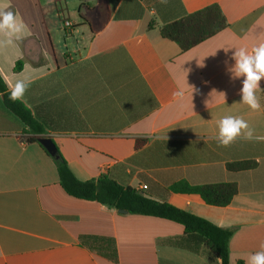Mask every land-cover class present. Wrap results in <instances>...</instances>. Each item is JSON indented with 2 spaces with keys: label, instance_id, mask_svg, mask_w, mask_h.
Listing matches in <instances>:
<instances>
[{
  "label": "crops",
  "instance_id": "1",
  "mask_svg": "<svg viewBox=\"0 0 264 264\" xmlns=\"http://www.w3.org/2000/svg\"><path fill=\"white\" fill-rule=\"evenodd\" d=\"M214 5L229 24L216 36L187 52L162 37L164 25ZM0 10L24 25L10 43L0 34V74L10 91L28 83L19 100L80 181L106 175L233 229L229 264H246L261 250L264 141L221 147L217 122L242 117L264 136V80L253 111L241 103L242 78L229 71L236 49L264 43V0H0ZM23 129L0 94V264H220L161 245L184 236L177 223L69 196L49 153ZM241 162L257 165L228 169ZM181 181L235 183L239 192L213 207L171 191ZM102 239L115 243L116 261L103 256Z\"/></svg>",
  "mask_w": 264,
  "mask_h": 264
},
{
  "label": "trees",
  "instance_id": "2",
  "mask_svg": "<svg viewBox=\"0 0 264 264\" xmlns=\"http://www.w3.org/2000/svg\"><path fill=\"white\" fill-rule=\"evenodd\" d=\"M228 26L222 10L219 6L214 5L164 25L161 28V35L179 45L183 52H187L224 31ZM21 66L22 63L19 62L15 70L20 71ZM10 92L0 74V94L4 106L21 122L24 128L23 134L28 136V141L38 142L45 135L43 126L35 119L32 111L19 99L16 101L9 99ZM142 143L139 141L136 147H141ZM51 158L57 167L60 185L69 196L97 202L111 210H123L130 215L152 217L177 223L184 227V236L163 240L161 245L185 250L196 255H205L220 264H229V242L235 232L233 229L216 227L209 221L169 203L158 202L142 195L137 190L106 175L96 180L80 181L71 171L68 162L59 149L57 155L51 156ZM256 165L255 162H241L228 165V169L242 171L252 169ZM171 191L179 194L198 195L207 205L223 208L231 204L238 194L239 188L235 183L191 186L187 182L181 181L175 183L171 187ZM82 240L85 244L90 241H98L92 237H83ZM100 242L107 244L103 256L116 261L115 243L107 239H102Z\"/></svg>",
  "mask_w": 264,
  "mask_h": 264
},
{
  "label": "clouds",
  "instance_id": "3",
  "mask_svg": "<svg viewBox=\"0 0 264 264\" xmlns=\"http://www.w3.org/2000/svg\"><path fill=\"white\" fill-rule=\"evenodd\" d=\"M160 2L167 4L168 0H160ZM23 28V23L17 22L13 11L0 10V34L9 37L7 42L10 43L11 37L22 32ZM232 58L235 63L229 71L234 79L242 78V87L239 90L241 103L246 104L253 111L260 110L261 104L256 93L261 88V81L264 80V43L258 44L251 50L240 47L233 53ZM28 87L25 81H17L11 89L9 99L13 101L21 99ZM177 95H182V93H177ZM217 126V140L221 147H230L238 138L248 141H264V136L255 135L254 129L242 117L226 115L217 122ZM260 249L249 255L246 264H264V243L261 244Z\"/></svg>",
  "mask_w": 264,
  "mask_h": 264
},
{
  "label": "water",
  "instance_id": "4",
  "mask_svg": "<svg viewBox=\"0 0 264 264\" xmlns=\"http://www.w3.org/2000/svg\"><path fill=\"white\" fill-rule=\"evenodd\" d=\"M44 148L45 150L53 157H55L57 155L58 149L56 144L54 143V141L49 138V137H43L41 139H39L38 141ZM122 214H126V211L120 210L119 211Z\"/></svg>",
  "mask_w": 264,
  "mask_h": 264
},
{
  "label": "built area",
  "instance_id": "5",
  "mask_svg": "<svg viewBox=\"0 0 264 264\" xmlns=\"http://www.w3.org/2000/svg\"><path fill=\"white\" fill-rule=\"evenodd\" d=\"M64 26L66 27V28H69V27H71V24H70V22H64ZM145 189H147V187L145 186V187H143V190H145Z\"/></svg>",
  "mask_w": 264,
  "mask_h": 264
}]
</instances>
